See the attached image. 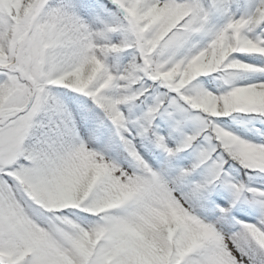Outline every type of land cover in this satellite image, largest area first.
Returning <instances> with one entry per match:
<instances>
[{
	"label": "snow or ice",
	"instance_id": "1",
	"mask_svg": "<svg viewBox=\"0 0 264 264\" xmlns=\"http://www.w3.org/2000/svg\"><path fill=\"white\" fill-rule=\"evenodd\" d=\"M0 264H264V0H0Z\"/></svg>",
	"mask_w": 264,
	"mask_h": 264
}]
</instances>
